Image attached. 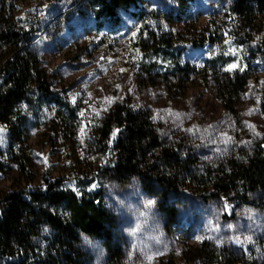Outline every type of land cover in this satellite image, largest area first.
I'll return each mask as SVG.
<instances>
[{
    "label": "rangeland",
    "instance_id": "1",
    "mask_svg": "<svg viewBox=\"0 0 264 264\" xmlns=\"http://www.w3.org/2000/svg\"><path fill=\"white\" fill-rule=\"evenodd\" d=\"M88 1L13 2L19 25L37 29L40 70L54 94L34 93L18 107L11 126L20 138L13 139L10 126L2 125L0 199L44 191L57 181L60 191H78L79 197L101 193L125 242V264H186V253L206 243L264 259V211L257 202L233 196L212 200L205 187L230 159L264 142V10L257 8V17L246 21L234 11L235 0H192L178 19L179 0H140L139 8L121 12L120 24L100 27ZM150 32L177 44L148 53ZM145 65L153 66L151 75H144ZM238 73L250 78L233 113L215 80ZM120 104L149 111L163 146L183 143L199 159L198 184L174 202L173 220L138 183L120 186L108 178L114 155L102 145L100 128ZM93 183L97 187L89 191ZM149 200L156 201L150 208ZM236 236H251L253 242L242 246ZM48 238L49 231L36 241V252L45 249ZM85 238L88 264H104L108 256L100 240L87 238L86 244Z\"/></svg>",
    "mask_w": 264,
    "mask_h": 264
},
{
    "label": "trees",
    "instance_id": "2",
    "mask_svg": "<svg viewBox=\"0 0 264 264\" xmlns=\"http://www.w3.org/2000/svg\"><path fill=\"white\" fill-rule=\"evenodd\" d=\"M191 1L179 0L178 19L186 15ZM13 2L0 0V125H9L12 138L18 139L20 134L11 126L18 107L34 93L52 97L54 92L40 70L34 46L37 29L19 25ZM139 3L140 0H89L85 6L101 27L106 23L120 24L121 12L139 8ZM257 8L264 10V0H235L233 9L251 21L257 17ZM148 37L153 43L151 49H144L148 53L160 54L177 44L176 40L153 32ZM153 69L145 65L144 75H151ZM249 78L247 73L216 77L218 94L230 112H235L234 104L245 91ZM115 133L111 147L109 143ZM100 134L102 145L114 155L107 170L108 178L120 186L138 183L145 193L159 201V209L167 220L175 219L174 202L198 184L199 159L183 143L163 146L150 112L135 111L126 104L117 105L103 120ZM209 182L205 187L211 190L210 199L233 196L249 202L253 198L264 211V142L230 159ZM61 185L57 181L48 185L47 191H21L0 199L2 264H88L83 236L100 240L108 256L104 264H125L126 245L117 234L114 219L103 208L102 194L79 197L60 191ZM45 228L49 231L47 246L36 252V241ZM185 261L186 264H264V259L219 249L209 243L187 252Z\"/></svg>",
    "mask_w": 264,
    "mask_h": 264
},
{
    "label": "snow or ice",
    "instance_id": "3",
    "mask_svg": "<svg viewBox=\"0 0 264 264\" xmlns=\"http://www.w3.org/2000/svg\"><path fill=\"white\" fill-rule=\"evenodd\" d=\"M232 67H235V66H234V65L229 66V69H228V70H231ZM243 70H244L243 68L240 69V71H243ZM71 102H72V103H75V99L73 98V100H72ZM23 107L26 108V106H23ZM5 127H6V126H2V125H0V134H2V133L4 132ZM210 127H211V126H210ZM117 131H118V130H117ZM222 135H226V133H222ZM257 135H259V133H257ZM0 144H3V137H2V135H0ZM96 187H97V185H96L95 183H93V184L91 185V187L89 188V191L95 189ZM43 190H44V191H47L46 186L44 187ZM73 190L75 191V189H73ZM77 195H80V193H79L78 191H77ZM155 203H156V201H154V200H149V201H147L146 206L150 208V207H152ZM225 210H226V211L228 210V205H227L226 203H225ZM139 227H140V226L137 225L136 228H134V229H132V230L130 231V234H131V235H135L136 232L139 230ZM229 227H231V225H229ZM44 231L47 232L48 229L45 228ZM198 239H199V238H198ZM233 239H234L235 243L240 244V245H242V246H243V244H244L245 241L253 242L251 236L244 237L243 240L241 239L240 236H236V237H234ZM85 243H86V244H90L91 241H89L87 238H85ZM148 259L151 260V257H148Z\"/></svg>",
    "mask_w": 264,
    "mask_h": 264
}]
</instances>
